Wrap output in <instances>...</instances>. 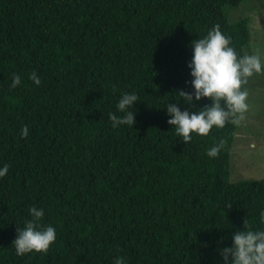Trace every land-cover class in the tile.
Instances as JSON below:
<instances>
[{
  "label": "trees",
  "instance_id": "obj_1",
  "mask_svg": "<svg viewBox=\"0 0 264 264\" xmlns=\"http://www.w3.org/2000/svg\"><path fill=\"white\" fill-rule=\"evenodd\" d=\"M241 2L0 0V165L10 166L0 264H223L232 232L259 226L264 178L231 180L237 125L185 143L165 107L191 91V41L213 26L246 54L249 19L224 12ZM14 72L22 83L12 88ZM123 91L138 95L136 123L113 128ZM32 205L57 238L47 252L17 255L11 243Z\"/></svg>",
  "mask_w": 264,
  "mask_h": 264
},
{
  "label": "clouds",
  "instance_id": "obj_2",
  "mask_svg": "<svg viewBox=\"0 0 264 264\" xmlns=\"http://www.w3.org/2000/svg\"><path fill=\"white\" fill-rule=\"evenodd\" d=\"M192 57L188 62L190 69L191 91L183 89L175 93L179 99L166 104L168 124L174 127L177 136L187 143L192 134L206 136L213 127L220 129L226 124L240 125L249 109V93L244 85L250 77L264 73V53L257 50L247 54H239L232 45L231 37L221 31L219 25L210 28L203 36L191 41ZM29 79L35 85L41 84V78L33 70ZM22 83L20 73H12L10 87L15 88ZM207 97L211 103L199 110L196 101ZM181 99L185 107L179 106ZM138 95L123 91L116 102V111L110 112L108 118L113 128L122 125L133 126L136 113L133 105ZM22 137L29 135V127L25 125L20 132ZM220 140L206 149L209 157H216L224 146ZM9 164L0 165V178L9 172ZM29 218L23 227H17L12 241L17 255L30 252H47L56 240V227L44 224L45 210L32 205L28 208ZM223 237L221 238V242ZM223 264H264V208L259 212V226L249 227L245 221L243 230L232 232V243L219 249ZM113 264H129L123 256H116Z\"/></svg>",
  "mask_w": 264,
  "mask_h": 264
},
{
  "label": "rangeland",
  "instance_id": "obj_3",
  "mask_svg": "<svg viewBox=\"0 0 264 264\" xmlns=\"http://www.w3.org/2000/svg\"><path fill=\"white\" fill-rule=\"evenodd\" d=\"M229 22L248 18L251 39L245 53H264V0H242L239 6L227 5ZM249 93V109L237 126L231 149V180L264 178V73L250 77L244 85Z\"/></svg>",
  "mask_w": 264,
  "mask_h": 264
}]
</instances>
